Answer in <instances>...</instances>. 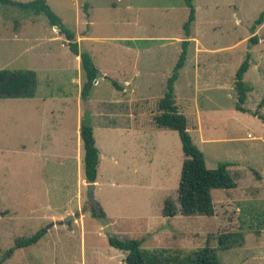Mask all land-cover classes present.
Returning a JSON list of instances; mask_svg holds the SVG:
<instances>
[{
  "label": "rangeland",
  "instance_id": "374dc122",
  "mask_svg": "<svg viewBox=\"0 0 264 264\" xmlns=\"http://www.w3.org/2000/svg\"><path fill=\"white\" fill-rule=\"evenodd\" d=\"M46 3L75 36L93 38L78 45L98 68V84L89 96L98 121L130 128L127 103L147 100L134 107L132 124L148 133L136 141L135 134L119 130L94 131L99 153L96 203L88 206L81 165L50 155V102L37 106L42 99L66 98L70 103L63 118L70 123L84 76L73 81L74 56L44 15L0 5V70L34 68L36 73L35 102L27 100L18 110L0 101V211L6 212L0 216V264H125V253L108 245L110 236L139 241L143 250L185 254L207 246L221 264H264V122L252 114L264 116V106L259 108L264 100V23L254 33L250 30L264 12V0H192L196 20L190 34L207 52L197 54L195 40L188 39V62L175 86L177 106L206 167L228 163L236 183L231 190L211 191V217L164 215L167 201L177 206L184 156L176 132L149 128L153 102L164 94L182 51L188 16L184 0ZM21 24L25 38L10 40ZM254 35L256 43L250 41ZM247 53L250 68L244 82L251 89L243 104L247 112L241 113L235 109L233 79ZM112 81L120 87L129 82L130 87L123 94ZM117 100L124 102L115 104ZM18 112L26 119H15ZM20 142L27 149L24 154L14 153ZM92 208L97 213L101 209L104 218H94ZM69 216V224H59ZM39 231L45 234L35 245L14 249L3 259L17 239ZM225 235L236 242L228 250L219 245Z\"/></svg>",
  "mask_w": 264,
  "mask_h": 264
},
{
  "label": "trees",
  "instance_id": "16d2710c",
  "mask_svg": "<svg viewBox=\"0 0 264 264\" xmlns=\"http://www.w3.org/2000/svg\"><path fill=\"white\" fill-rule=\"evenodd\" d=\"M184 2L188 8V16L183 24V31L185 38L188 39L190 38L191 26L195 20V8L192 0H184ZM0 5L12 6L29 16L44 15L48 24L51 27H56L58 33L64 37L65 46L68 50L73 55L79 57L80 67L84 76L80 92L83 107L80 124V138L84 152L83 176L88 183L95 182L99 164V153L93 136L89 96L94 87V83L98 79V69L92 57L79 48L74 33L51 10L46 0H34L26 3L0 0ZM263 23L264 12L260 13L250 27L252 33ZM250 41L256 43L255 35L250 38ZM188 45V40L182 42V51L172 69L171 75L166 81L164 94L154 103L151 127L155 131L176 132L184 156L177 187V206L173 202L167 201L164 206V215L167 217H173L177 214L184 217H211L214 214L211 191L231 190L236 188V183L230 176L228 163H220L214 169H208L206 167L203 153L193 144L188 133V120L176 105L174 83L178 79L180 70L186 61ZM250 58L251 56L248 53L234 75V89L237 96L235 109L241 113L247 112L243 108V104L246 102L247 94L251 89L244 82V75L250 67ZM112 85L116 89L121 90L116 82L112 81ZM35 86V73L31 70H0V100L9 98H33L35 96ZM262 106H264V100L260 102L259 108ZM252 114L264 122V116L259 114L258 111H254ZM91 210L94 218H104L105 215L101 209H98V213L94 208ZM5 214L6 212L0 211V216ZM44 234L43 231H39L31 237L17 239L14 243V248L9 249L3 259L10 257L14 249L28 248L35 245ZM107 243L110 247L125 253V264H221L215 252L207 246L197 251L182 254L170 253L163 249L143 250L140 247L139 241L120 239L114 236L108 237ZM234 243L236 242L231 235H225L219 238L221 249L228 250L235 245Z\"/></svg>",
  "mask_w": 264,
  "mask_h": 264
},
{
  "label": "crops",
  "instance_id": "0c3cea01",
  "mask_svg": "<svg viewBox=\"0 0 264 264\" xmlns=\"http://www.w3.org/2000/svg\"><path fill=\"white\" fill-rule=\"evenodd\" d=\"M195 20H196V10H195ZM195 20H194V22H195ZM51 29L54 32H57L58 31L54 27H51ZM25 36H26L25 34L23 35V26L21 24V26L18 28V30L16 29L15 32H13V34L11 36H9V37H10V40H21L22 38H25ZM75 38H76L75 40L77 41V43H80V44L85 39H86V41L93 40V38H90L88 34H86V37H80V36H77L76 35ZM132 39H135V38H132ZM188 39L185 38V40H188ZM191 39H194V38L191 37V34H190V40ZM185 40H183V41H185ZM190 40H188V41L191 42ZM194 40H195L194 42H195V46H196L195 50H196L197 54H199V52H201L202 54L206 53L207 51L205 49H203L201 46H200L201 48H199V42L197 41V39H194ZM182 42H181V45H182ZM232 47H234V45L233 46H230L227 49H230ZM73 56H74L73 65L76 68L75 70L77 72V77L75 79H73V81L75 83H79V79L81 77H83V73L81 72L82 70H81V67H80V59H79V57H77L75 55H73ZM197 57H199V56H197ZM188 58H189V56H188V48H187L186 61L184 63V66L180 70L181 76L183 74V70L185 68V64L188 62ZM33 70L35 71L34 68H32V71ZM192 70L196 71L195 68L192 69ZM180 73H179V76H180ZM35 75H36V73H35ZM136 75L137 76H140L141 74H139L138 72H136ZM178 79H179V77H178ZM178 79L174 83V96H175L176 105H177V96L175 95L176 94V88H175V86H176V83H177ZM83 81H84V78H83ZM233 82H234V79H233ZM97 84H98V80H96V82L94 83V87ZM123 85H124V87H120L118 85L121 90H119V89H117V90L120 91V92H122L123 94H125L127 92L126 91V88L130 87V83L129 82H124ZM217 85H219V84H217ZM202 86L207 87L208 85H206V86L205 85H202ZM81 87H82V84H81L80 89H79L80 92H81ZM165 88H166V85H165ZM198 89H199V87H197V90ZM80 92L76 96V108H75V111L72 113V121L70 123H66L64 121V118H63V113L65 111V105L69 102L68 100H66V98L61 97V98H58L57 100H53L52 98L42 99V100H40L37 103L38 104L37 106L43 108V107H46L47 104H49V102L51 104V108L46 111L47 114H49L50 116H52L51 119L53 120L51 123H48L49 128L51 129L50 131L53 134V140H52V143H51V149L52 150L50 151V155L52 157H54V158H57V159H63L64 161L65 160H72V161H74L77 166L78 165H81V169H82V172H83V154H84V152H83L82 141H81V138H80V124H81V116H82V113H83V107H82V103H81V99H80ZM35 97H36V95L33 98H30V99H24V98H9V99H2V100L5 101V102H8L7 104L10 105V106H12L13 108H16L18 110H21V108L24 107L25 104H28L27 100L28 101L34 100ZM2 100H0V101H2ZM31 102H35V101H31ZM89 102H90V100H89ZM122 102H124V101H118L117 100V102H115V104H120V103L122 104ZM138 102L139 103H142V104H146L147 103V100L136 101V102H134V103H132L130 105L127 103V105L129 106V109L131 108L130 110H132V112H131L132 123L136 119V117H135L136 112H134V107L138 106ZM153 103H155V102H153ZM153 107H154V104H153ZM92 108H93V110H92ZM92 108H91V124H92V128H93V136H94V131L96 129L119 130L120 132H122V131L123 132H127V133L131 134L132 136H134V134H135L136 141L137 140L139 141L140 139H143L142 135H145L144 133H148L143 128H138L136 126H133L135 124H132V123L130 124L131 127L128 128V126H121V125H118L117 126V124L114 123V122H110V123L109 122L108 123L107 122H103V121L102 122H99L98 121L99 120V113H96L95 112V108L94 107H92ZM195 109H198V107L195 106ZM32 111H34V109ZM180 112L182 113L183 110H181ZM129 114H130V112H129ZM133 114H134V116H133ZM23 115H21V113H19V112L13 114V116H15L14 118L17 119V120L20 119V118L26 119V117H21ZM149 128L151 130H153L151 126H149ZM52 130H55V131H52ZM94 140H95V138H94ZM95 145H96V141H95ZM13 149H15V151H16L14 153H17V154H24V153L27 152L26 151L27 149L25 148V146L21 142L18 143ZM39 152L41 153L40 155L43 154V151H41L40 149H39ZM31 153H33V152L31 151ZM34 154H35V152H34ZM147 164H148V160H147ZM81 184L82 185L85 184V182H84V176H83V179L81 180ZM67 215H68V212H66V215L65 216H67ZM61 218L62 217H59V219H61Z\"/></svg>",
  "mask_w": 264,
  "mask_h": 264
},
{
  "label": "water",
  "instance_id": "95a60500",
  "mask_svg": "<svg viewBox=\"0 0 264 264\" xmlns=\"http://www.w3.org/2000/svg\"><path fill=\"white\" fill-rule=\"evenodd\" d=\"M56 29V27H54ZM95 186H96V183L95 182H91V183H87L86 185V197H87V204L88 206L90 205H95V199H94V190H95ZM72 220L73 217H67L65 219H63L61 222H59V224L61 223H66V224H69L70 221L69 220Z\"/></svg>",
  "mask_w": 264,
  "mask_h": 264
}]
</instances>
